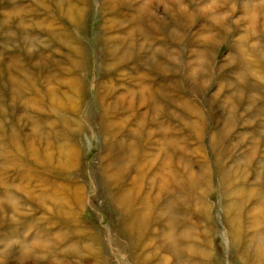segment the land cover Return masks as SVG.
I'll return each mask as SVG.
<instances>
[{
	"label": "rangeland",
	"instance_id": "1",
	"mask_svg": "<svg viewBox=\"0 0 264 264\" xmlns=\"http://www.w3.org/2000/svg\"><path fill=\"white\" fill-rule=\"evenodd\" d=\"M140 3L0 0V264H258L264 0Z\"/></svg>",
	"mask_w": 264,
	"mask_h": 264
},
{
	"label": "bare ground",
	"instance_id": "2",
	"mask_svg": "<svg viewBox=\"0 0 264 264\" xmlns=\"http://www.w3.org/2000/svg\"><path fill=\"white\" fill-rule=\"evenodd\" d=\"M146 3L145 4H143L142 3V5H141V3H140V6H139V8H138V10H139V12H140V14H142L144 17H148V16H151V17H155V19L156 20H159V21H161V22H163V23H165V24H168V22H167V20L165 19V18H163V19H160L153 11H151L150 9H149V7H150V3L151 2H153L154 0H144ZM160 1V0H159ZM182 2V1H181ZM113 4V2L112 1H109V6L110 5H112ZM168 5V4H167ZM170 6V5H169ZM249 5H247V7H248ZM251 6V5H250ZM154 9V8H153ZM248 9V8H247ZM246 9V10H247ZM181 10V9H180ZM145 12V13H144ZM256 12V11H255ZM247 13V12H246ZM249 14V13H248ZM253 14V13H252ZM255 16V15H254ZM251 17V16H250ZM253 22V21H252ZM151 27H153V26H155L156 25V22L155 21H150V24H149ZM154 29V28H153ZM163 31V30H162ZM169 31L171 32V34H173L174 33V35H176V31L173 29V28H171L170 27V29H169ZM173 36V35H172ZM147 38V37H146ZM159 46V45H158ZM146 88V90H147V92H149V97L150 98H153V101H154V98H156L155 97V94H154V92L152 91V90H155V89H153L154 88V86H153V88L151 87V89H150V87H145ZM141 95H143V94H141ZM145 96V95H144ZM144 98V97H143ZM157 101V100H156ZM133 103H134V101H133ZM81 113V112H80ZM132 113V115L131 116H129V119L130 118H132L134 115V112H131ZM143 116V115H142ZM142 116H140V118H138L137 119V121H136V123L140 126V124L142 123ZM128 118L126 119V122H125V124H127V121L129 120ZM78 128V127H77ZM138 128V127H137ZM138 130V129H137ZM136 132L137 131H135L133 134L134 135H136ZM133 136V135H132ZM131 136V137H132ZM132 139V138H131ZM168 143V142H167ZM166 143V144H167ZM171 143H173V141L171 142ZM137 145H136V143H135V141L134 140H131V141H129V150H131V151H137ZM145 150V149H144ZM6 154V153H5ZM133 163V162H132ZM126 165H128V164H126ZM140 165V164H139ZM127 170V169H126ZM126 170H124V172L126 171ZM123 172V173H124ZM229 172H227V174H228ZM132 178H134V179H136V177H132ZM165 186H166V184H165ZM189 186H190V182H189ZM126 187V186H125ZM162 188H163V186H161ZM124 189V188H123ZM135 191H136V189L134 188V186L131 188V189H129V188H126V189H124L123 191H122V193L121 194H119V196L116 198V199H114L115 201H116V204L118 205V206H122V207H124L125 206V211H126V213L128 214V215H131V213L132 212H135V209H136V206H137V204L135 205V202L137 201V200H135L134 201V196H135ZM137 195V194H136ZM115 198V197H114ZM128 202V203H127ZM196 202H198V201H196ZM195 202V203H196ZM199 202H200V200H199ZM203 204V203H202ZM234 205V204H233ZM232 205H230V207H231ZM255 210H258L257 212L258 213H263L264 214V209H262V208H260V207H258V208H254ZM254 210V211H255ZM140 218V217H139ZM139 218H137V220L139 219ZM263 229H261V230H258L257 231V233H256V235L254 236V238H253V240H254V242L256 243V248H257V252H258V254L260 255V257H257L256 258V261L258 262V264H262L263 262H264V233H263V231H262ZM165 235V234H164ZM168 237L171 239V236L170 235H168Z\"/></svg>",
	"mask_w": 264,
	"mask_h": 264
}]
</instances>
